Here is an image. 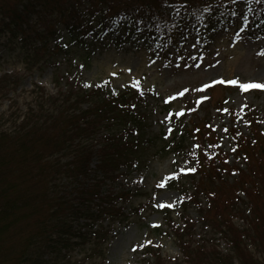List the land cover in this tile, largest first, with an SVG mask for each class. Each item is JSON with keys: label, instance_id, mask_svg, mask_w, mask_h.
<instances>
[{"label": "trees", "instance_id": "obj_1", "mask_svg": "<svg viewBox=\"0 0 264 264\" xmlns=\"http://www.w3.org/2000/svg\"><path fill=\"white\" fill-rule=\"evenodd\" d=\"M246 3L239 14L238 0H0V37L6 35L7 43L17 44L25 56L37 62L41 61L39 53L46 54L48 62L55 51H86L111 38L116 44L133 40L147 48L172 50L181 57L188 40L206 51L214 34L226 30L236 17L244 30L264 36V0ZM61 33L65 38L62 45L57 42ZM12 78L7 74L0 77V92H6L5 85ZM71 93L49 99L41 93L35 98L36 108L13 116L12 127L0 130V240L14 229L19 241L6 257L0 253V264H61L69 247L85 243V228L101 217L113 221L123 216L117 204L128 191H104V181H115L120 170L136 166L151 150L163 158L182 155L188 138L205 144L206 128L189 125L182 118L175 120L168 102L162 104L168 131L160 130L156 139L148 137L145 116L137 104L139 95L129 87L109 92L99 85ZM255 134V142L247 148L258 150L255 144H259L260 150L262 137ZM257 152H252L255 158ZM67 154L71 159L61 162L60 157ZM257 160V172L248 174L257 194L251 206L258 211L252 222L254 237L263 245L264 153ZM188 162L201 176L189 197L208 200V219L217 232L226 235L232 255L242 264H264V257L252 259L244 250L246 236L235 229L226 213L231 203L222 200L213 204V196L223 189L214 165H205L200 152L189 153ZM194 176L186 175L191 181ZM181 192L187 196L188 189ZM23 221L27 222L25 228ZM99 229L92 239L100 240ZM178 235L176 240L187 248L191 263L220 264L226 259L214 250L204 252L190 245L183 233ZM154 260L152 264H166L159 255Z\"/></svg>", "mask_w": 264, "mask_h": 264}, {"label": "rangeland", "instance_id": "obj_2", "mask_svg": "<svg viewBox=\"0 0 264 264\" xmlns=\"http://www.w3.org/2000/svg\"><path fill=\"white\" fill-rule=\"evenodd\" d=\"M238 1L240 14L247 0ZM6 38V35L0 37V77L7 74L13 78L5 85L6 92H0V130L12 127L13 116H22L28 108H36L34 101L41 93L46 99L57 98L59 94L89 91L99 85L106 86L109 92L129 87L139 95L137 104L145 116L148 137L156 139L160 130L168 131L162 107L166 101L175 120L182 118L189 125L206 128L205 144L188 138L182 155L169 154L163 158L151 150L136 166L120 170L115 181H104V191H128L125 199H118L123 216L113 221L101 217L96 224L85 228V243L69 247L61 264H152L156 255L166 264H193L186 255L187 248L176 240L182 233L190 245L225 256L220 264H242L232 255L226 235L217 232L208 219L211 216L205 210L209 207L208 200L203 196L196 200L189 197L196 180L201 179L195 174L194 165L188 162L189 153L197 152L202 153L205 165L212 163L222 178L219 182L223 189L213 196V204L222 200L231 203L226 213L235 229L246 236L242 243L244 250L252 259L264 257V244L254 237L252 222L258 211L251 206L257 194L256 185L251 182L253 177L248 174L256 171L257 159L261 160L264 153V91L241 92L238 87L219 83L221 79L264 83V55L258 54L264 52L263 35L249 28L244 30L236 17L226 30L214 34L204 52L193 40L185 43L182 56L178 57L172 50L147 48L133 40L120 45L111 38L86 51L74 48L55 51L48 62H45L46 54L39 53L42 62L25 56L17 44L7 43ZM57 42L61 45L65 42L63 33ZM203 84L209 87L202 92L194 90ZM185 89L188 91L184 92ZM180 92L184 94L177 95ZM202 96L206 98L197 104ZM45 104L50 107L49 102ZM81 105L85 107V103ZM190 108L194 110L189 111ZM181 109L184 111L176 115ZM111 127L114 131L115 126ZM256 132L262 137L260 150L259 144H255L258 150L247 148L255 142ZM242 143L245 148L240 150ZM254 151H258L257 158L252 154ZM70 159L68 154L60 157L61 162ZM95 161L93 158L92 165ZM189 168L194 171H187ZM186 175L195 178L191 181ZM166 177L172 178L165 181ZM161 182L164 187L158 186ZM182 188L188 189L187 196L182 194ZM158 202L172 206L157 207ZM21 225L25 228L27 222ZM99 227L98 241L92 239V233ZM261 227L264 228V219ZM16 237L11 229L0 240L1 255L7 256L16 248L19 242Z\"/></svg>", "mask_w": 264, "mask_h": 264}, {"label": "snow or ice", "instance_id": "obj_3", "mask_svg": "<svg viewBox=\"0 0 264 264\" xmlns=\"http://www.w3.org/2000/svg\"><path fill=\"white\" fill-rule=\"evenodd\" d=\"M232 2L233 3H235V0H232ZM259 55H264V52H261V53H258ZM212 83H217V81H213ZM219 83H221V84H229V85H233V86H235V87H238L239 89H240V91L241 92H246V91H249V90H253V89H255V90H262V91H264V83H260V82H255V81H249V82H239L238 80H235V79H233V80H223V79H221L220 81H219ZM209 87V85L208 84H203L202 86H201V88L200 89H194V90H196V91H203L204 89H206V88H208ZM188 90L187 89H185L184 90V92H187ZM184 92H180V93H177V95H183L184 94ZM206 97H204V96H202V97H200V99H197V101H196V103L197 104H200V102H201V100L202 99H205ZM169 99H172V97H169ZM166 103H167V101H166ZM134 107V106H133ZM189 111H193L194 109H188ZM184 110L183 109H181L180 110V112H178V113H176V115H180L182 112H183ZM224 111H227V109H225ZM170 115H171V113H170ZM167 118V117H166ZM187 171H194V169H192V168H189V169H187ZM170 178H172V177H166L165 178V181L167 180V179H170ZM159 187H164V182H161L159 185H158ZM157 207H171L172 205H171V203H159L158 202V204L156 205ZM154 227H158V225H153ZM147 243H151V241H148ZM142 247V246H141Z\"/></svg>", "mask_w": 264, "mask_h": 264}]
</instances>
